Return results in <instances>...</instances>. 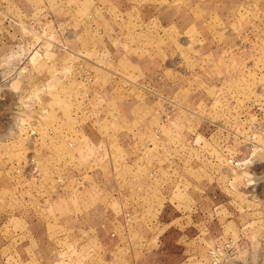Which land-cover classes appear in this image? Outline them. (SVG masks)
Here are the masks:
<instances>
[{"label":"rangeland","instance_id":"374dc122","mask_svg":"<svg viewBox=\"0 0 264 264\" xmlns=\"http://www.w3.org/2000/svg\"><path fill=\"white\" fill-rule=\"evenodd\" d=\"M213 258L264 264V0H0V264Z\"/></svg>","mask_w":264,"mask_h":264},{"label":"crops","instance_id":"0c3cea01","mask_svg":"<svg viewBox=\"0 0 264 264\" xmlns=\"http://www.w3.org/2000/svg\"><path fill=\"white\" fill-rule=\"evenodd\" d=\"M97 59L98 58H100L101 60H103L102 59V56L100 55V54H98V52H97V50H96V52H95V54H93ZM104 61V60H103ZM126 170V169H125ZM122 172H124V171H122ZM112 175H111V185L113 186V183L115 184L116 183V181H117V178H119V181H120V179H121V177H117L118 176V172L115 170V172L114 173H111ZM130 179V178H129ZM108 215H110V213H107ZM106 214V212H105V214H104V216H103V219L102 220H104V221H108V219H110V218H108V215ZM111 217V216H110Z\"/></svg>","mask_w":264,"mask_h":264},{"label":"built area","instance_id":"2783aa9c","mask_svg":"<svg viewBox=\"0 0 264 264\" xmlns=\"http://www.w3.org/2000/svg\"><path fill=\"white\" fill-rule=\"evenodd\" d=\"M230 160H231V159H230ZM234 162L237 163L236 161H234ZM228 245H229V244H228ZM213 251H214V250L211 251L212 254H213ZM208 264H219V263H218V260H217V259L213 258L212 260H209V261H208Z\"/></svg>","mask_w":264,"mask_h":264}]
</instances>
